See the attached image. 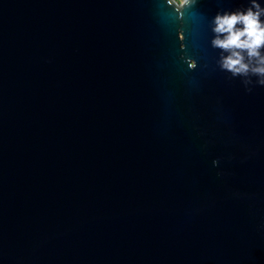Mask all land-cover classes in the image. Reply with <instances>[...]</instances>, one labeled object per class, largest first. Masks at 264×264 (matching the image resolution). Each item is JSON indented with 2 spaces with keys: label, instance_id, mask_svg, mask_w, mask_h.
<instances>
[{
  "label": "water",
  "instance_id": "water-1",
  "mask_svg": "<svg viewBox=\"0 0 264 264\" xmlns=\"http://www.w3.org/2000/svg\"><path fill=\"white\" fill-rule=\"evenodd\" d=\"M250 2L0 0V264H264V85L211 44Z\"/></svg>",
  "mask_w": 264,
  "mask_h": 264
},
{
  "label": "clouds",
  "instance_id": "clouds-1",
  "mask_svg": "<svg viewBox=\"0 0 264 264\" xmlns=\"http://www.w3.org/2000/svg\"><path fill=\"white\" fill-rule=\"evenodd\" d=\"M196 0H181L183 8L191 7ZM173 6V0H168ZM175 10L181 9L174 7ZM264 7L251 0L246 9L217 12L212 18L211 40L213 48L221 50L220 67L232 76L251 77L264 85Z\"/></svg>",
  "mask_w": 264,
  "mask_h": 264
}]
</instances>
